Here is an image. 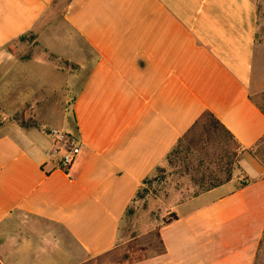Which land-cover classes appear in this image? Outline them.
<instances>
[{"label":"crops","instance_id":"0c3cea01","mask_svg":"<svg viewBox=\"0 0 264 264\" xmlns=\"http://www.w3.org/2000/svg\"><path fill=\"white\" fill-rule=\"evenodd\" d=\"M257 22L255 0H0V264L110 263L133 204V230L157 247L123 264H255ZM204 113L235 143L231 178L186 198L162 182L135 200ZM50 128L79 139L67 172L49 158Z\"/></svg>","mask_w":264,"mask_h":264},{"label":"rangeland","instance_id":"374dc122","mask_svg":"<svg viewBox=\"0 0 264 264\" xmlns=\"http://www.w3.org/2000/svg\"><path fill=\"white\" fill-rule=\"evenodd\" d=\"M258 11L257 33L261 40H264V0H255ZM259 106L264 110V93L256 98ZM21 114L16 115V120L19 121ZM181 148L182 161L189 165H196L202 163V166L208 170L213 171L219 178H224V169H233L235 154L237 148L231 136L221 128V126L215 122L209 116L204 115L200 118L195 125L179 140L178 146L175 149ZM257 153L264 159V137L259 141ZM182 164L176 162V167L167 164L164 171L155 172L159 179L156 183L147 185L149 191L155 192L159 183L166 182L168 186H174L179 189L183 198L189 197L197 190L189 179L188 175H184L183 171L179 169ZM182 170V169H181ZM206 171V170H205ZM153 177V176H152ZM165 186H167L165 184ZM135 209V204L132 206ZM135 212V211H134ZM135 214L125 215L122 225L124 228V239L126 244L123 245L119 254L115 258H111L110 263L101 262L100 264H123L126 261H133L139 259L144 255L141 250L142 247L149 248L152 243V247L155 245L156 240L153 236H143L139 238L134 226L130 224V218L134 219ZM139 217V218H138ZM143 217V214L137 216L138 219ZM141 229L146 227L145 220L140 222ZM128 236V237H127ZM129 236H131L129 238ZM257 249L256 264H264V235L260 238ZM147 246V247H146Z\"/></svg>","mask_w":264,"mask_h":264},{"label":"trees","instance_id":"16d2710c","mask_svg":"<svg viewBox=\"0 0 264 264\" xmlns=\"http://www.w3.org/2000/svg\"><path fill=\"white\" fill-rule=\"evenodd\" d=\"M257 13H258V11H257ZM256 35H257V37H259L258 33H256ZM22 38H24V37H21V39ZM261 41H264V40H261ZM204 115L209 116L215 122H217L214 119V117L209 113H204L201 116V118ZM14 119L16 120V116L14 117ZM18 122L23 127L35 125L30 119L25 121L22 118ZM178 144H179V141L177 142L175 147L167 154L166 161H167L168 165L174 166V167H176V162H179L180 164H182V166L180 167L182 170L181 169H179V170L181 172L183 171L184 175H188L192 185L197 188V190L193 192L192 196H195V195H197V194H199L205 190H209L215 186H218V185L222 184L223 182L228 181L231 178V169H229V168L224 169V172H225L224 178H219L213 171L208 170L206 167L204 168L202 166V163H198L196 165H189L188 163L182 161L183 159L180 157L182 149L181 148L175 149L176 146H178ZM164 170H165L164 168H160V167H157L155 169L156 172H162ZM159 180H161V179H159L156 175H154L153 177L144 179L143 185L141 186V189H139V191L137 192V194L135 196V200H143L147 196V194L149 193V190L146 186L151 184L152 182H158ZM241 184H244V183L241 182ZM132 206L129 207V209H127L126 215H128V216L133 215L134 208ZM176 218L177 217L174 213H170V214H168L167 217L163 218V223L167 224ZM263 235H264V232H263ZM260 244L261 243H259V245ZM256 263H257V261H255V264Z\"/></svg>","mask_w":264,"mask_h":264},{"label":"built area","instance_id":"2783aa9c","mask_svg":"<svg viewBox=\"0 0 264 264\" xmlns=\"http://www.w3.org/2000/svg\"><path fill=\"white\" fill-rule=\"evenodd\" d=\"M46 134L52 139L49 158L55 163V168L67 172L80 152L78 137L58 128H50Z\"/></svg>","mask_w":264,"mask_h":264}]
</instances>
